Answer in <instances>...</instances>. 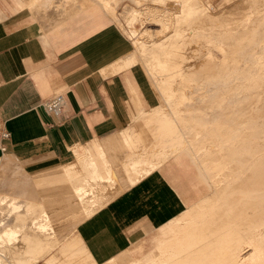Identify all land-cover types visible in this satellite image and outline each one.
Returning <instances> with one entry per match:
<instances>
[{
	"label": "crops",
	"instance_id": "crops-1",
	"mask_svg": "<svg viewBox=\"0 0 264 264\" xmlns=\"http://www.w3.org/2000/svg\"><path fill=\"white\" fill-rule=\"evenodd\" d=\"M98 1L0 0V129L9 133L0 140V153L16 155L38 181L53 177L30 182L28 196H43L39 202L53 227L69 238L36 264L67 251L62 264H73L74 256L93 261L76 264L146 261L171 222L210 188L195 162L180 153L184 148L153 167L165 150L150 152L145 127L154 119L141 109L147 100L141 99L132 68L119 65L130 42L124 7L167 9L146 0L131 1L138 8L130 0ZM58 94L62 112L52 116L43 105ZM149 104L152 110L160 107L157 100ZM37 166L39 171L27 169ZM147 235L151 245L143 251ZM132 247L137 256L128 253Z\"/></svg>",
	"mask_w": 264,
	"mask_h": 264
},
{
	"label": "bare ground",
	"instance_id": "bare-ground-1",
	"mask_svg": "<svg viewBox=\"0 0 264 264\" xmlns=\"http://www.w3.org/2000/svg\"><path fill=\"white\" fill-rule=\"evenodd\" d=\"M146 1L163 4L167 12L162 14L150 10L138 12L125 6L121 16L129 30L134 21L140 18H145L146 21L139 23L142 29L141 38L130 39L129 44H124V56L119 60L120 67L132 68L136 80L140 83L141 99L144 98L148 102L157 100L162 104L161 108L165 107L157 111L156 108L151 109L145 113L151 114L160 122L169 123V129H174L175 122L182 116L181 105L187 104L195 95L203 104L209 102L220 106L217 113L220 125L217 129L215 125H206L197 118L200 121L199 130L203 139L209 141L201 151L209 157L219 151L230 158L231 156L236 158L235 168L240 167L241 173H244L241 182L228 184L213 181L215 184H212L217 188L216 192L206 193L187 210L188 222L179 231L184 244L177 245L173 251L171 250L170 256L164 259H169L170 264H264V182H251L252 179L264 181V141L263 146L261 144L262 150L256 149L258 151H255L253 156L244 158L243 163L237 157V153L241 152L240 149L237 150L239 146L237 148L234 144L233 148L230 146L225 148V143L228 139L231 140V136L225 133L226 130L231 131V127L227 125L230 118L238 120V124L247 121V125L242 126L250 136H264V113L259 115L255 110L261 108L264 112V29L258 30L262 24L256 20L258 16H264V8L253 9L247 14L239 15L237 9L219 11L210 3L212 0ZM256 1L249 0L246 4L253 8ZM101 2L98 1L99 4ZM111 10L109 7V12ZM109 15L113 17L111 13ZM236 16L238 18L236 23H221L223 18ZM145 24L147 27L155 28H145ZM132 31V35L139 33ZM259 34L262 39L253 42V37ZM128 35L126 36L129 37ZM207 36L211 37L213 44L209 45L208 40H202L204 43L202 46L203 48L205 46L206 50L203 48L199 50L191 44L192 41ZM192 59L195 69H202L205 61L206 72L199 74L191 70ZM211 74L213 80L208 79L211 85L208 83L209 86H202L197 90L193 85L195 80L192 75L200 83L207 84L204 79ZM147 81L153 91L148 89ZM216 86H219L218 90ZM213 90H217L216 95L212 93V96H209L208 91ZM225 101L234 103L235 109L224 110L222 106ZM166 109L170 111L171 118L167 117ZM248 121H253L252 125L257 124V129L249 126ZM173 132L164 133L173 138ZM198 134L199 132H196L195 136ZM215 135L219 141H213ZM238 142L241 148L250 146L249 143ZM192 145L193 143L188 149ZM256 147L258 145H252V148ZM181 148L183 147L178 146L170 151L165 150L163 154L158 155L153 167L171 152ZM201 151L193 152L192 155L197 158ZM246 166L258 170V173H245L243 170ZM63 175L67 181V169ZM29 176L20 159L13 160L11 155L0 156V187H5L0 192V264H36L51 253L50 249L58 242L69 243L68 236L60 235L53 227L51 214L46 210V206L39 202L36 196H28L33 188L30 182H53V177H41L38 181L36 177ZM209 177L211 179L212 176ZM257 189L260 191H256ZM5 190H10L11 193ZM211 201L212 204L218 201L219 206L222 202L228 205L223 207L217 205L211 209ZM253 202L256 203L255 208L261 207L260 211L257 213L251 211L244 216V209L247 206L252 207ZM212 220H217L218 226L221 227L216 233L210 230ZM170 231H173V227ZM214 234L215 236L217 234L215 239ZM211 238L221 244L225 242L226 246H223L225 248L220 247L218 251L213 252L211 251L213 248L207 245L195 250L189 247V244L196 242L211 244L213 241ZM72 242L76 243L75 238ZM79 250L83 255V246H80ZM60 253L59 256L50 257L44 264H62L59 259L68 257L69 251L62 252L64 255ZM72 254L75 255L77 252L74 251Z\"/></svg>",
	"mask_w": 264,
	"mask_h": 264
},
{
	"label": "rangeland",
	"instance_id": "rangeland-1",
	"mask_svg": "<svg viewBox=\"0 0 264 264\" xmlns=\"http://www.w3.org/2000/svg\"><path fill=\"white\" fill-rule=\"evenodd\" d=\"M248 1L249 0H212L210 3L213 4L214 6H216V8L219 9V11L223 10L224 12H227L230 9H237L238 12H239V15L247 14L248 12H250L253 9H262V8H264V4H263L264 0H257L256 3L253 4V8H249V4H246ZM139 2H141V1H137V2L134 1V3H136V4H139ZM130 5L132 7L136 6L132 2L130 3ZM157 6L164 8V6L161 5V4H158ZM152 12L158 13V14L159 13L162 14L163 12H167V10H165V11L164 10H160V11L157 10V11H152ZM256 20H257L258 23L260 22L262 24V25H259L261 29H258V30L264 29V16L260 15V16H258L256 18ZM145 21H146L145 18H140L137 21H134V23H133V25L131 27V30H129V28H127V26H126V31L129 30V33H128L129 34L128 35L129 39H134V38L135 39H139V38H141L140 34H141V30L142 29H140L141 26H140L139 23L140 22H145ZM237 21H238L237 16L236 17H230V18L221 19V23L222 24L226 23V22L236 23ZM121 23H122V20H121ZM219 23H220V21H219ZM125 24H126V22H125ZM217 27H218V25H217ZM132 30H135L134 32H136V31L138 32L139 31V33L132 35L131 34L133 32ZM188 34L189 33H187V35ZM260 39H262V36L259 34V35L255 36V37H253V42H257ZM202 40H208L209 41L208 42L209 45L213 44L211 37H208V36L207 37H203L201 40H197L195 42L192 41L191 44H194V46L198 47V49L201 50L203 48L202 45L204 44V43H202ZM203 50H206L205 46H204ZM204 60H208V59H204ZM193 63H194V60L192 59V65H191V68H190L191 70H194L195 72H198L199 74L206 72L205 71V61H204V66H203L202 69H195L196 67H194ZM192 76H193V78L195 80V83L193 85L195 87H197V90L200 87H202V86H209V84L211 85V83L208 81V79L209 80H213L212 74L209 77H205L206 79H204V80L207 81V84L209 83L207 85V84L200 83L199 81H197L195 79L194 75H192ZM216 88L218 90L219 86H216ZM217 90H213L211 92L208 91V95L212 96V93H214L216 95ZM145 104H144L145 106L142 107L141 109H147V112H148V110L151 109V105L149 104L148 101ZM161 105H162L161 103L158 104V106H160V107H156V111L161 108ZM234 105H235L234 103L231 104L230 102L225 101L223 103L222 108L224 110H233V109H235ZM163 108H165V107H163ZM163 108H161V109H163ZM220 108H221L220 106H217L215 104L212 105L209 102L205 103V104L199 102L196 99V95H195V97L192 100L188 101L187 104L181 105V109H182L181 114H182V116H181V118L179 120H177L175 122V128L174 129H169V123L160 122V121H158V120H156L154 118H153L154 121L152 123H146V127H145L146 128V134L151 139V141H150L151 142V145H150L151 146L150 147L151 150H150V152L156 153L157 151H160V149H161V151L162 150H167V149L170 151L171 149L176 148L178 146H182L184 148V149L181 150L180 153L186 154L188 157H190L195 162V164L198 166V168L202 171V173L204 174V176L206 177L208 182L212 181L210 183V186H209L210 188L208 189L207 194H210L211 192H214V193L216 192L217 188L215 187V185H213V184H215L214 182H227V183L230 182V184H231L232 182H236V181L241 182V180L243 181V179H242L243 177L242 176H244V173L243 172L241 173V171H240V167L238 169L235 168V164L237 162L236 158H234L232 156L230 158V157L226 156L224 153H221L219 151L214 152L209 157L206 154H204V151H201L202 149H204V147L207 145V143L209 141L207 139H203V135H201L202 132H201V130H199L200 121H198V119H200L202 122H205L206 125H208V124L210 126H214L215 125V129H217L218 125H220L219 122H218L219 116L217 115V113L220 110ZM255 110H256V112L259 115H260V113H264L261 108H255ZM165 111L167 113L166 114L167 117L171 118L172 115H171L170 111L167 110V109ZM189 118H191V119L189 120ZM252 122L253 121H248V125L251 126L252 128L257 129L256 128L257 124L252 125ZM141 125L143 126V123ZM227 125L231 127V131H227V130L226 131L224 130V131H225V133H227L228 136H231L230 137L231 140L228 139V141L225 143L226 144L225 148H228L229 146L233 148L234 144L237 145V148L239 146V148L237 150L240 149L241 152L237 153V157H238V160L240 162H242L243 159L246 158V157L253 156V153L255 151L259 150L258 148H260L262 150L264 136H261V137L259 135L250 136L248 133H246V131L243 130L244 126H242V125H247V121H244V123L238 124V120H233L232 118H230L228 120V122H227ZM158 131L165 132V133H169V132L174 131L173 134L174 135L177 134V135L175 136V139H174V136H173V138H171L168 135L164 136V138H163L162 133H160ZM196 132H199L198 136H195ZM217 140L219 141L220 139H218V137L215 135L213 141L216 142ZM238 141H241L244 144L249 143L250 146L247 145V147L244 146V147L241 148L240 147L241 144ZM191 143H193V145H192L191 148L188 149V147L191 145ZM253 144L258 145V147H256L255 149L252 148ZM261 144H262V146H261ZM256 149H258V150H256ZM196 150H198V151H196ZM200 151H201V153L199 155H197V158H195V156L192 155L193 152L194 153L195 152L199 153ZM0 155H2V153H0ZM3 155L4 156L5 155H11V158L13 160H16V155L12 154L9 151H7V152L5 151L3 153ZM204 155H206L208 157L207 160H206V156L204 157ZM168 157H170V156H168ZM203 160H204V162H203ZM201 161H202L203 164L201 163ZM249 162H251V161H249ZM247 165H248V163H247ZM47 167H49V168H47ZM47 167H45V168L52 169V167H50V166H47ZM27 169L30 170L31 172L32 171H34V172L35 171H39V167L38 166H37V168H27ZM54 170H55L56 173L59 171L58 167H56ZM50 171L53 172L52 170H50ZM204 171H206V172H204ZM243 171L245 173H247V174L248 173H252V174H257L258 173V170L255 171L254 168H249L247 166H246L245 170H243ZM42 173H44V172H42ZM208 175L212 176L214 179H212V177L210 179V177ZM237 177H238V179H237ZM251 182H264V181H262L260 179H252ZM211 186L215 190H213V188ZM55 187L59 188V184L56 183ZM4 188L5 187H0V192H2V190ZM5 191L8 192V193H11L10 190H5ZM256 191H260V190L257 189ZM214 193H211V194H214ZM229 193L231 195V192H229ZM229 193H228V195H229ZM210 197H211V195H210ZM42 198H43L42 195H38V197H37V199L39 201L42 200ZM215 201H214L213 204H212V201H211V204H212L211 205V209L216 208V206L218 205L217 203H219V202L217 201V203H216ZM255 204L256 203L253 202L252 207H248L247 206V208L244 209V211H243L244 216L246 214L248 215L249 213H251V211L253 213H257V212L260 211L261 207L258 206L257 208H255ZM226 205H228V204H224V202H222L220 204L221 207L226 206ZM243 207H245V206H243ZM186 214H187V211L180 218H177V220H175L174 222H171V226L166 231V234H165L162 242L158 245L157 249L152 253V255L149 257V259L146 260V261L145 260L139 261L141 263H137V264H170L169 263L170 262L169 259H167V258L164 259V258L166 256H170V254L172 253L174 248L177 247V245L179 246L181 243L184 244V240L179 235V231L182 230L183 226L188 222ZM211 222H212V226H210V227H212V228L214 227L215 229L214 228L213 229L210 228V230L211 231L213 230L216 233V230L219 231V229L221 227L218 226L217 220H212ZM172 227H173V231H170V229ZM72 231H73L72 233H74L75 227L73 228ZM217 234H216V236L214 234V239L217 237ZM219 234H221V233H219ZM147 236H145L143 238V240H144V249H143V251L148 250L150 248V245H151V241H149V236L148 237ZM220 237L222 238V236H220ZM214 239H212L213 241H212L211 244H202V243H197L196 242V243H193V244H189V247H193V250H195V248L199 249L201 246H206L207 245V246H210V247L213 248L211 250L213 252L218 251L217 249L220 248V247L221 248H225V247H223V246H226L225 242H223L221 244V243L216 242V240L214 241ZM164 246H166V247H164ZM185 246H187V245H185ZM58 247H60V245ZM56 251H54V252H56ZM133 251H134L133 247L128 249V253L129 254H131L133 256H137L138 252H133ZM224 251H227V250H224ZM196 252L199 253L200 251H196ZM84 259L85 258L83 256H81V257L80 256H74V257L71 258L70 262L73 263V264H76V263H79V262H85L86 260L84 261ZM86 262L92 263L93 261L92 260H87ZM124 262L127 264V263H129L131 261L124 260ZM133 264H136V263H133Z\"/></svg>",
	"mask_w": 264,
	"mask_h": 264
},
{
	"label": "built area",
	"instance_id": "built-area-1",
	"mask_svg": "<svg viewBox=\"0 0 264 264\" xmlns=\"http://www.w3.org/2000/svg\"><path fill=\"white\" fill-rule=\"evenodd\" d=\"M44 110L52 115V116H59L62 112V108H63V98L61 95H55L53 97H51L50 99H48L45 103H44ZM9 137V133L1 130L0 131V140H5Z\"/></svg>",
	"mask_w": 264,
	"mask_h": 264
}]
</instances>
